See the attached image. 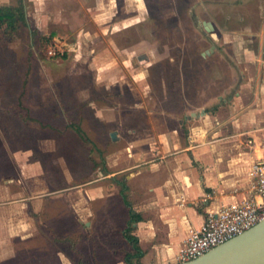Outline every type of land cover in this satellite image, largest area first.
Wrapping results in <instances>:
<instances>
[{
	"label": "crops",
	"instance_id": "obj_1",
	"mask_svg": "<svg viewBox=\"0 0 264 264\" xmlns=\"http://www.w3.org/2000/svg\"><path fill=\"white\" fill-rule=\"evenodd\" d=\"M186 2L195 9L191 34L196 41L174 50L179 45L200 60L189 66L190 73L167 53L152 61L147 52L159 44L155 48L144 39L115 49L130 59L143 51L137 56L140 65L176 67L173 86L161 79V95L150 92L147 77L137 79V71L130 79L142 90L140 96L130 94L128 103L117 96L103 98V90L125 80L123 67L135 69L132 60L110 54L111 44L103 55L93 56V76L76 77L87 87L68 93L59 104L62 124L42 122L38 113L44 106L24 108L30 126L42 123L65 133L67 140L63 151L55 150V143L44 146L49 159L58 157L55 170L32 147L13 152L21 177L17 185L14 177L0 183V264H17L23 251H36L42 243L71 246L73 257L62 251L60 264H129L126 256L135 250L123 233L131 210L136 215L132 234L143 252L133 262L179 264L191 229H200L208 212L249 196L250 168L264 157V0ZM160 4L164 25L173 23L179 30L183 10L166 0ZM134 5L142 13L147 9L146 0H0V7L23 10L30 32L59 42L58 37L74 36L76 62L89 37L128 36L145 22L134 15ZM196 22H211L218 41ZM142 55L149 59L139 61ZM42 110L46 117L56 114L48 104ZM61 162L68 166L62 168Z\"/></svg>",
	"mask_w": 264,
	"mask_h": 264
},
{
	"label": "rangeland",
	"instance_id": "obj_2",
	"mask_svg": "<svg viewBox=\"0 0 264 264\" xmlns=\"http://www.w3.org/2000/svg\"><path fill=\"white\" fill-rule=\"evenodd\" d=\"M160 1L146 0L147 9H144L143 13L135 5L133 6L134 15H139L140 20L146 18V21L136 26L135 30L131 31L128 36H124V34L105 35L102 36L103 39L101 38L103 40L102 43V40L95 35L86 39L87 45L83 48L84 52L80 56V62H76V52L71 48V45L76 41L74 36L58 37L60 45L55 56L48 54L50 42L45 40L47 36L36 34L33 31L30 32L27 29V24L12 42H7L0 36V183H3L5 177H14L16 181L13 182L15 183L13 185L19 184L21 174L16 164H13L12 159L13 152L16 150H27L32 147L45 166L52 170L56 169L54 160L58 157L50 156L49 159L44 153L46 151L44 146L52 143L54 146L55 143L58 147L55 150L63 151L64 149L61 147L62 143L67 140L66 134L48 129L45 125L42 126V123L38 124L37 128H35L36 125L30 126V118L29 115L25 114L24 108L26 106L34 107V105H41V107L44 106L45 108V104H48L49 107L53 106L56 113L54 116L52 114V116L48 115L46 117L45 111L42 110L44 108L39 107L38 118L42 122L56 123L58 126L62 124L64 119L60 115L59 110L63 107L59 104L64 102L68 93L77 90L78 87H87L88 84H85L83 80L82 82L77 80L76 77L87 78L93 76L95 68L90 65V62L93 56L103 55L105 53L103 50L107 46L114 45L112 46L114 51L110 54L116 55L120 61L125 59L132 60L133 66H135V69L123 67L120 77H124L125 80L121 81L122 84L111 90L102 91L103 98L112 99V101L117 96L119 102L128 103L133 101L130 94L139 96L142 94L138 84L134 81L131 82L130 78L133 72H140V75H137V79L143 76L147 77L152 88L150 92L155 95H161V79L163 77L168 79L170 86L174 85V78H176L177 72L176 67L173 65L164 66L163 68L159 67L158 64L153 68L149 67L150 62H144L140 65L137 56L144 53L143 51L133 53L130 59V56H126L125 53L115 51L117 49L116 46H118V49L124 48L132 42H139L144 39L149 44L154 45L155 48L159 44L156 50L147 52L152 61H157L158 58L162 57L161 54L167 53L177 60H181L188 67L201 63L200 60H197V57H194L189 52H181L179 45V51L174 50V46L179 43H195V36L191 34L192 29H194L191 10L195 12V9H191L190 3L186 2L187 0H166L167 5L170 4V7L175 6L177 9L183 10L184 14L179 16V18L184 20L176 24L179 29L176 30L173 28L175 26L173 23L164 25L162 17L165 16L161 12L163 5L160 4ZM185 11L187 12L185 13ZM195 24L196 27L199 25L197 22ZM199 26V28H202L201 24ZM181 27L182 30H180ZM176 32L177 34H174ZM55 38L57 37L52 39ZM164 45L169 48L170 52H163ZM93 48L95 49L94 52L91 51ZM106 54L109 55V53ZM63 55L66 56L63 57ZM188 67L186 70L190 73L191 69ZM69 77H75L76 80H71ZM71 81L73 83L77 81L72 86L74 89L71 87L68 91L65 90L66 87L71 86ZM192 82L187 83L188 87L191 88L193 86ZM190 97L192 100L195 98L193 93ZM103 103L105 105L108 104L106 101H103ZM169 105L171 106V103ZM20 109L22 110L21 115L19 113ZM70 140L74 142L77 140L76 136L73 134ZM46 162L49 163L47 164ZM66 165L68 166V163L61 162L60 166L66 168ZM54 182L62 185L60 181L54 180ZM36 247H38L36 251L29 249L23 251V258L17 264H60L58 255L63 256L62 251L68 256L73 257L74 255L71 246L68 244L48 245L42 243Z\"/></svg>",
	"mask_w": 264,
	"mask_h": 264
},
{
	"label": "built area",
	"instance_id": "obj_3",
	"mask_svg": "<svg viewBox=\"0 0 264 264\" xmlns=\"http://www.w3.org/2000/svg\"><path fill=\"white\" fill-rule=\"evenodd\" d=\"M59 45V41H52L48 46V54L55 56ZM250 175L253 178L252 187L245 200L208 212L203 226L191 229L179 252V264L203 256L264 220V157L253 163Z\"/></svg>",
	"mask_w": 264,
	"mask_h": 264
},
{
	"label": "water",
	"instance_id": "obj_4",
	"mask_svg": "<svg viewBox=\"0 0 264 264\" xmlns=\"http://www.w3.org/2000/svg\"><path fill=\"white\" fill-rule=\"evenodd\" d=\"M205 30L211 33L212 38L218 41V36L211 22L202 23ZM212 47L211 50H214ZM210 54V52H206ZM147 55L139 57V61H147ZM117 132L111 137L118 140ZM180 264H264V220L245 233L213 248L208 253L197 259Z\"/></svg>",
	"mask_w": 264,
	"mask_h": 264
},
{
	"label": "trees",
	"instance_id": "obj_5",
	"mask_svg": "<svg viewBox=\"0 0 264 264\" xmlns=\"http://www.w3.org/2000/svg\"><path fill=\"white\" fill-rule=\"evenodd\" d=\"M26 24L25 14L22 9L14 7H0V36L7 42H12L23 29ZM53 37H45L47 42H52ZM66 55H63L65 57ZM131 222L124 230L123 236L129 242L135 254H127L126 261L129 264H141L139 262L134 263V259L142 257L143 252L138 247V239L132 234L133 228L132 223L136 221V215L130 211Z\"/></svg>",
	"mask_w": 264,
	"mask_h": 264
},
{
	"label": "flooded vegetation",
	"instance_id": "obj_6",
	"mask_svg": "<svg viewBox=\"0 0 264 264\" xmlns=\"http://www.w3.org/2000/svg\"><path fill=\"white\" fill-rule=\"evenodd\" d=\"M167 23V22H166Z\"/></svg>",
	"mask_w": 264,
	"mask_h": 264
}]
</instances>
